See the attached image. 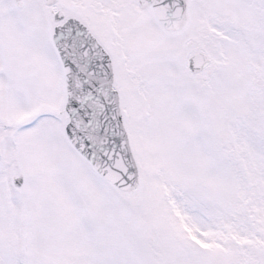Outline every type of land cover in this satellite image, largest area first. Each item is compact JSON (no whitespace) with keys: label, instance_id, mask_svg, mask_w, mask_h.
<instances>
[{"label":"snow or ice","instance_id":"snow-or-ice-1","mask_svg":"<svg viewBox=\"0 0 264 264\" xmlns=\"http://www.w3.org/2000/svg\"><path fill=\"white\" fill-rule=\"evenodd\" d=\"M0 264H264V0H0Z\"/></svg>","mask_w":264,"mask_h":264}]
</instances>
